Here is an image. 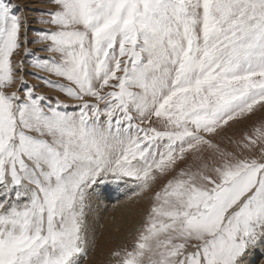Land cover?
Returning <instances> with one entry per match:
<instances>
[{
    "label": "snow or ice",
    "instance_id": "1",
    "mask_svg": "<svg viewBox=\"0 0 264 264\" xmlns=\"http://www.w3.org/2000/svg\"><path fill=\"white\" fill-rule=\"evenodd\" d=\"M45 2L0 0V264H85L129 185L110 264H264V119L216 140L264 112V0Z\"/></svg>",
    "mask_w": 264,
    "mask_h": 264
},
{
    "label": "rangeland",
    "instance_id": "2",
    "mask_svg": "<svg viewBox=\"0 0 264 264\" xmlns=\"http://www.w3.org/2000/svg\"><path fill=\"white\" fill-rule=\"evenodd\" d=\"M11 3L16 5L18 9L28 17L29 21H33L29 25L30 28L34 29L43 27L42 25L34 23L35 19H37V16L32 10H46L47 4L45 0H11ZM25 9H28V11L24 12ZM30 38H33L31 33ZM30 47L32 48V51L38 52V48L40 46L33 45ZM38 55L46 56L48 54L44 52H38ZM22 58L23 54L16 57L17 60H20ZM27 71L31 72L36 70L29 68L27 69ZM38 74L43 75V73ZM27 79L29 84L36 87L38 93L50 97H56L58 95L54 90L46 88L40 81L35 80L31 77H28ZM60 98L65 99L63 96H61ZM262 119H264V112H257L255 115L251 116L248 119L234 123L230 128L227 129L226 132L221 133L220 136H217L216 140L222 145H227L229 142V138H231L232 140L239 139L242 134L250 131L252 126L259 123ZM165 182L166 179H161L157 185V189ZM133 187L134 186L129 185L127 188L129 189V191L126 193V195L120 197V199L122 197L125 199L122 203L119 202L122 200L119 199L117 201L115 197L116 194H113L112 200L114 201H111L113 205L110 206V209L105 210V215L102 221L99 222L98 230L96 232L97 240L95 250L90 253L88 260L85 261V264H110V255L114 249L123 248L125 246L131 248V246L133 245L137 230L145 221L146 214L150 207L149 197L151 196V193L136 195L135 191H138V189L133 191ZM130 210L133 211V214L128 216ZM107 222L113 224V226L118 223V225H115L117 226V228L115 229V234L117 235H108V233L104 231V225H106Z\"/></svg>",
    "mask_w": 264,
    "mask_h": 264
},
{
    "label": "bare ground",
    "instance_id": "3",
    "mask_svg": "<svg viewBox=\"0 0 264 264\" xmlns=\"http://www.w3.org/2000/svg\"><path fill=\"white\" fill-rule=\"evenodd\" d=\"M30 27V26H29ZM129 191V189H120L119 191H114V192H112L111 193V196H112V198H113V194L115 195L116 194V199H117V201L120 199V197L121 196H123V195H126V193ZM120 200H122V201H119L120 203H122L125 199L122 197ZM111 201H114V200H110V201H106L105 202V205L102 207V210L99 212V216H98V220H97V223H96V225H95V227H96V232H97V230H98V226H99V222H101L102 221V219H103V217H104V215H105V210H108V209H110V206H112L113 205V203L111 202ZM116 202V201H115ZM118 203V202H117ZM119 203V204H120ZM130 213H129V215L128 216H130L131 214H133L132 212L133 211H129ZM128 216H126V217H128ZM122 220V219H121ZM125 221V220H124ZM101 224V223H100ZM115 225H118V223H116ZM114 225V226H115ZM105 226V229H104V231H106V233H108V235H112L113 236V234H115L116 233V231H115V229L117 228V226H113V224H110V223H108L107 222V224L106 225H104ZM115 235H117V234H115ZM116 238V237H115Z\"/></svg>",
    "mask_w": 264,
    "mask_h": 264
}]
</instances>
